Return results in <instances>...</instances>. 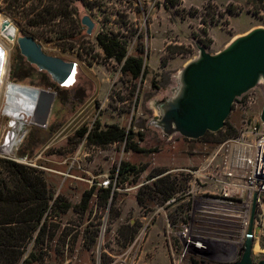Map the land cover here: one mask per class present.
Segmentation results:
<instances>
[{
	"label": "rangeland",
	"instance_id": "1",
	"mask_svg": "<svg viewBox=\"0 0 264 264\" xmlns=\"http://www.w3.org/2000/svg\"><path fill=\"white\" fill-rule=\"evenodd\" d=\"M211 2L208 6L207 0H183L177 9L167 10L164 0H88L87 11L79 4L80 16L88 14L96 22L92 33L84 25L88 36L70 24V38L53 31L35 37L46 53L77 63V80L61 87L65 93L56 98L46 126L37 124L35 112L32 120L24 121L15 153L0 152V177L8 179L1 162L11 159L44 179L53 200L80 203L93 186L96 193L86 211L51 210L40 223L41 240L28 242L13 264L31 253L35 259L30 264H232L241 259L245 240L239 239V224L226 222L220 209L229 201L225 193L243 203L227 185L229 141L260 119L263 82L235 99L218 131L191 139L165 132L160 123L166 105L180 90L182 70L200 54L199 46L216 53L235 37L264 27V0ZM229 4L239 13L229 14ZM0 15L12 21L16 36L31 35L4 0ZM108 29L120 32L130 54L143 53L146 75L135 80L122 73L115 59L105 58L95 35ZM0 44L7 50L0 91L2 143L13 119L5 112L9 82L55 92L56 82L22 59L17 41L1 31ZM21 60L35 74L17 82L12 71ZM112 123L134 132L133 140L146 151L128 149L126 141L99 146L76 137L82 126L105 128ZM123 161L137 165L138 173L122 175ZM184 235L204 240L206 248L186 249ZM263 259L264 233L252 250L253 262Z\"/></svg>",
	"mask_w": 264,
	"mask_h": 264
},
{
	"label": "trees",
	"instance_id": "2",
	"mask_svg": "<svg viewBox=\"0 0 264 264\" xmlns=\"http://www.w3.org/2000/svg\"><path fill=\"white\" fill-rule=\"evenodd\" d=\"M8 4L9 13L21 21H25V30L34 37L42 36L46 31L58 33L61 37H71L68 25L78 28L81 35L88 36L82 24L79 4L87 11L88 0H4ZM207 0V5L211 6ZM253 2V0H248ZM183 0H164L167 10L178 8ZM229 14L239 13L233 4L227 6ZM255 13V11H254ZM96 40L105 53L106 59H115L121 64L123 74L138 80L148 73V65L143 53L130 54L127 40L115 30H101ZM22 59L24 56L21 54ZM24 60L16 62L12 71L14 81H22L34 76V70L27 67ZM164 63V61H162ZM42 75V73L40 74ZM63 86L53 83L57 92V99L65 91ZM209 132V131H208ZM207 132V133H208ZM134 132L129 133L124 126L117 123L100 126H82L76 131L77 139L86 138L91 144L107 146L114 142H127V148L135 152H144L146 149L133 140ZM140 140L144 134L139 132ZM1 165L8 171V179L0 177V261L4 264H13L25 253V248L31 240H41L43 226L41 221L51 210L86 211L96 187L84 192L80 203L59 198L52 199L47 184L41 177L34 176L32 169L15 160H2ZM138 166L129 161H123L121 174L136 172ZM108 193L109 189L105 188ZM35 258L31 253L21 261V264H30ZM17 263V262H16Z\"/></svg>",
	"mask_w": 264,
	"mask_h": 264
},
{
	"label": "water",
	"instance_id": "3",
	"mask_svg": "<svg viewBox=\"0 0 264 264\" xmlns=\"http://www.w3.org/2000/svg\"><path fill=\"white\" fill-rule=\"evenodd\" d=\"M87 33H92L96 22L87 14L82 17ZM11 26L6 20L4 28ZM16 28V27H15ZM16 40L21 54L40 70L50 74L53 81L63 87L62 82L72 69L74 61L46 53L43 46L32 35L8 34ZM200 54L186 64L181 72L179 92L168 102L160 118L167 133L179 132L191 139L204 136L208 131H218L232 110L235 99L255 87L264 85V27H256L235 37L224 49L211 53L199 46ZM38 103L35 121L46 126L55 100L56 92L37 88ZM264 121V107L260 116ZM256 202L253 205V216ZM252 229L244 245L239 261L232 264H264L252 260L254 240ZM208 264V263H204Z\"/></svg>",
	"mask_w": 264,
	"mask_h": 264
},
{
	"label": "built area",
	"instance_id": "4",
	"mask_svg": "<svg viewBox=\"0 0 264 264\" xmlns=\"http://www.w3.org/2000/svg\"><path fill=\"white\" fill-rule=\"evenodd\" d=\"M229 146L226 174L231 180L227 185L235 188L234 193L243 198V203L238 205L230 192L225 193L229 201L220 211L226 222L239 224L241 241H246L250 229L253 240H257L264 233V121L258 119L248 123L238 138L229 141ZM183 238L186 249L206 248L204 240L195 241L187 235Z\"/></svg>",
	"mask_w": 264,
	"mask_h": 264
},
{
	"label": "bare ground",
	"instance_id": "5",
	"mask_svg": "<svg viewBox=\"0 0 264 264\" xmlns=\"http://www.w3.org/2000/svg\"><path fill=\"white\" fill-rule=\"evenodd\" d=\"M6 20L11 22V26L5 29L3 26ZM0 31L10 41H14L8 37V34L12 33L15 35L16 28L12 21L4 15H0ZM6 55L7 50L2 46V44H0V91L2 76L4 75ZM77 74L78 65L74 64L72 65V69L67 77L62 80L64 85L68 87L74 85L77 80ZM37 92L36 88L24 84L9 82L7 92L5 93V112L11 114L13 119L11 121V129L6 136L5 141L0 143V152L9 154L15 153V146L19 141H21V137L18 136V130L23 126L24 121L29 120L28 118H30V120L33 118L36 105L38 103Z\"/></svg>",
	"mask_w": 264,
	"mask_h": 264
},
{
	"label": "flooded vegetation",
	"instance_id": "6",
	"mask_svg": "<svg viewBox=\"0 0 264 264\" xmlns=\"http://www.w3.org/2000/svg\"><path fill=\"white\" fill-rule=\"evenodd\" d=\"M243 251H244V248L239 252L241 254V257H242Z\"/></svg>",
	"mask_w": 264,
	"mask_h": 264
}]
</instances>
